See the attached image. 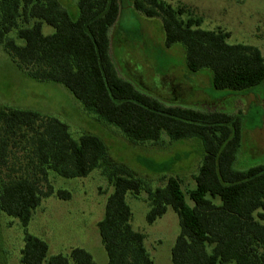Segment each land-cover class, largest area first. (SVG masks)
Wrapping results in <instances>:
<instances>
[{
  "label": "trees",
  "instance_id": "1",
  "mask_svg": "<svg viewBox=\"0 0 264 264\" xmlns=\"http://www.w3.org/2000/svg\"><path fill=\"white\" fill-rule=\"evenodd\" d=\"M132 6L145 17L161 19L165 46L182 44L186 67L192 72L207 69L213 88L241 91L264 81V57L258 48L229 43L227 32L201 28L200 17L184 19L183 9L164 0H132ZM75 8L58 0H0V43L28 75L63 84L86 111L131 142L156 143L163 133L174 141L198 138L202 160L193 175L194 187L184 191L177 177L167 176L162 186L152 188L123 167L107 164L98 136L73 138L57 118L1 109L0 167L8 166L9 149L21 137L33 153L21 174L0 184V212L24 227L21 264H95L80 247L68 255L49 256L47 243L29 234L26 226L43 196L53 193L50 172L73 179L100 167L112 185L96 224L107 264H152L144 235L131 226L126 200L141 191L149 207L147 223L169 207L178 217L171 264H264V164L233 167L242 141L240 113L165 103L121 77L110 58L108 34L118 18L119 0H78ZM44 23L52 33H42ZM56 195L64 200L70 196L62 189Z\"/></svg>",
  "mask_w": 264,
  "mask_h": 264
},
{
  "label": "rangeland",
  "instance_id": "2",
  "mask_svg": "<svg viewBox=\"0 0 264 264\" xmlns=\"http://www.w3.org/2000/svg\"><path fill=\"white\" fill-rule=\"evenodd\" d=\"M58 1L76 10L78 0ZM164 1L183 9L184 19L200 17L201 28L227 32L229 43L254 46L264 57V0ZM119 4L117 21L108 32L110 58L119 75L165 103L240 113L242 141L233 167L264 164V81L241 91L213 88L207 69L192 72L186 67L182 44L165 46L160 18L145 17L133 8L132 0H119ZM52 32L51 26L42 25L43 34ZM9 36L15 37L14 32ZM14 39L18 44L23 42ZM5 108L34 110L43 117L57 118L68 126L73 138L98 136L105 145L107 164L123 167L152 188L162 186L167 176L177 177L184 191L194 187L193 175L203 154L198 138L174 141L163 133L156 143L131 142L116 127L86 111L63 84L38 81L28 75L0 43V110ZM22 139L27 138L21 137L16 147L9 149L8 166L0 167V184L21 174L33 156L32 146ZM48 179L53 193L43 196L32 212L27 232L47 243L49 256L68 255L72 248L80 247L91 254L95 264H107L96 224L103 216L112 185L102 167L82 178L66 179L50 172ZM40 187L47 190L46 182H40ZM58 189L67 191L69 199L59 198ZM126 200L132 211L131 226L144 235L152 264H171V248L180 229L176 213L169 207L147 223L145 192L128 194ZM23 237L20 221L0 212V264H21Z\"/></svg>",
  "mask_w": 264,
  "mask_h": 264
}]
</instances>
